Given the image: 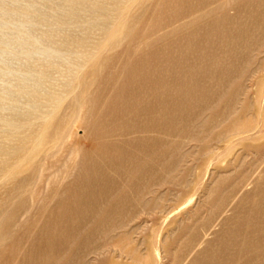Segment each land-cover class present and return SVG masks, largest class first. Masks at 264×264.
<instances>
[{"label":"rangeland","instance_id":"1","mask_svg":"<svg viewBox=\"0 0 264 264\" xmlns=\"http://www.w3.org/2000/svg\"><path fill=\"white\" fill-rule=\"evenodd\" d=\"M0 264H264V0H0Z\"/></svg>","mask_w":264,"mask_h":264},{"label":"bare ground","instance_id":"2","mask_svg":"<svg viewBox=\"0 0 264 264\" xmlns=\"http://www.w3.org/2000/svg\"><path fill=\"white\" fill-rule=\"evenodd\" d=\"M82 55V54H81ZM32 117V116H31ZM28 122V121H27ZM17 129V128H16Z\"/></svg>","mask_w":264,"mask_h":264}]
</instances>
